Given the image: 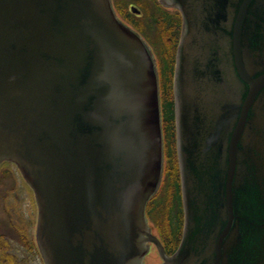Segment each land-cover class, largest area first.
<instances>
[{"label":"water","instance_id":"obj_1","mask_svg":"<svg viewBox=\"0 0 264 264\" xmlns=\"http://www.w3.org/2000/svg\"><path fill=\"white\" fill-rule=\"evenodd\" d=\"M161 2L183 16L171 255L144 214L162 171L148 45L110 0H0V162L34 191L45 264H141L147 240L160 264H264V0Z\"/></svg>","mask_w":264,"mask_h":264},{"label":"trees","instance_id":"obj_2","mask_svg":"<svg viewBox=\"0 0 264 264\" xmlns=\"http://www.w3.org/2000/svg\"><path fill=\"white\" fill-rule=\"evenodd\" d=\"M137 1L139 3V0H136V2ZM140 7L144 11L145 17L149 20V26L159 31V36L155 40L154 45L159 55V68L161 75V110L163 115V129L166 138L165 151L167 158L165 179L166 191L164 194L158 196L154 202H152L150 214L159 226L167 247L171 249L178 240L177 235L180 232L181 226V205L178 172L174 151V115L171 91V75L173 68V55L178 32V21L175 20V14H171L159 7L150 9L144 4H140ZM128 19L136 27L138 26V23L133 19ZM169 35L171 36L170 39L168 38ZM166 36L167 42L165 41ZM172 211H174L173 215H171ZM175 217H177V221H175ZM164 221H167V223ZM162 223L166 224V231L163 230L161 226Z\"/></svg>","mask_w":264,"mask_h":264},{"label":"flooded vegetation","instance_id":"obj_3","mask_svg":"<svg viewBox=\"0 0 264 264\" xmlns=\"http://www.w3.org/2000/svg\"><path fill=\"white\" fill-rule=\"evenodd\" d=\"M160 1L161 0H139V3H138V1L136 2V0H133L128 4V6H125V10L128 13V11H130V7L132 6L135 10L139 11L138 14L134 15L135 17H137L139 15L144 14V11L140 7V4H144L145 6L149 7L150 9L159 7L161 9H169L173 12V14H175V18H176L175 20L178 21L177 22L178 23V32H177L176 45H175L174 55H173V68H174L175 51H176V46L178 44V41H179V38L181 35L183 16H182V12L178 6H176V5L166 6V5H163L162 2H160ZM118 6H119V8H123L119 4H118ZM127 13H125V14H127ZM122 15H124V13H122ZM128 17H130V16H128ZM173 68H172V73H173ZM238 145H240V143ZM174 149H175V142H174ZM255 150L256 149L254 147V153H256ZM175 155H176V150H175ZM175 159H176V157H175ZM176 165H177L178 185H179V193H180V191H181V189H180V173H179L177 162H176ZM2 170H4V169H0V197H1L0 200H1V202L4 200L5 201L8 200V203H5V204L2 203L3 207L1 208V210H3V212L6 216L5 219L9 220L8 217L11 219L12 223L10 222V224H9L7 222V224L9 226L13 227V221H14L13 212L16 211L15 206H14L15 205L14 197H18L19 194H23L22 196H26L30 199V204L34 210H35L36 206H35V202H34L33 193L31 191V189L29 188V186L24 182V180L22 179L19 172L18 171H5V170L2 171ZM164 174L166 176V171L164 172ZM7 176H11L14 179V183L11 186L4 184V182L6 181L4 178ZM163 178L164 177L162 175V182H163ZM2 187H4V193H1ZM180 205H181L180 232L177 235L178 240L176 241L175 245L171 249H169L167 247L166 241L162 235V232H161L159 226L152 224L153 228L156 230V233H157L156 236L159 238L160 243L163 247V251L167 255H170L176 251V249L179 246V242H180L181 235H182L183 208H182V202H181V193H180ZM237 207H238V212H239L241 210V208L239 206H237ZM238 212L236 209L233 210V212H232V220L233 221L235 220L236 216L238 215ZM150 213H151L150 210H148V215L151 217ZM34 215H33V217H34ZM258 217H259L258 206L254 203V210L252 213V219L255 220ZM175 221H177V217H175ZM35 227H36V219L33 218V222L28 224L27 235L24 238L26 240V246L24 248H22V246L17 248V247H15L13 237H11V239H10L9 235L5 234L3 232V230H2V219L0 218V264H30V262L33 264H44L43 258L41 256V253H40L38 247H37V243H36V239H35ZM152 229L150 228V231H152ZM15 230L17 232H19L18 229H15ZM30 230H31V232H30ZM29 232H30V235H29ZM23 242H24V240H23ZM9 245L11 248L9 247ZM149 247H150L149 251L143 260L144 264H159L161 262V259L158 257V254H155L156 255V261L155 260L151 261L150 255H148L153 250L155 251V253L157 252L155 249V246L153 245L152 242H149Z\"/></svg>","mask_w":264,"mask_h":264},{"label":"rangeland","instance_id":"obj_4","mask_svg":"<svg viewBox=\"0 0 264 264\" xmlns=\"http://www.w3.org/2000/svg\"><path fill=\"white\" fill-rule=\"evenodd\" d=\"M120 1L123 4V6H122L123 8L120 11L122 13H124V15L126 17H128L129 13H131V12L128 11V13H127V11L125 10V6H128V4L131 1H133V0H120ZM125 13H127V14H125ZM131 14H132V16H130L128 18H131L135 22H137L138 23V26H137L138 30L140 28L142 31L148 33L150 35L151 41H153L155 43V40L159 36V31L157 29L152 28V27L149 26V20L147 19V17H145V15H142L141 18H140V17H135L133 15V13H131ZM163 35H166V34H163ZM170 37L171 36L169 35L168 38L170 39ZM165 41L167 42V36L165 38ZM160 92H161V90H160ZM160 97H161V95H160ZM3 167H4L5 171H16L15 166L12 165V164L3 165ZM4 170H2V171H4ZM4 179L6 180L4 182L5 185H8V186L10 185L11 186L14 183V179L11 176H7ZM165 184H166V180L165 181L163 180V184L159 188V191L157 192L156 197L151 199L152 202H154V200H156V198L158 196H160V195L165 193V191H166ZM1 190H2L1 193H4V187H2ZM22 195L23 194H19L18 197H14V201H15V205L14 206H15L16 211L13 212V217H14L13 227H11V226H9L7 224V222L10 224L11 219L9 217H8L9 220L5 219L6 216H5L4 212H3V210H1V208L3 207V204L8 203V200H6V201L4 200L2 202L0 200V218L2 219V230H3V232L5 234L9 235L10 239H11V237H13V240H14V243H15V247H17V248H19L20 246H22V248H24L26 246V240L24 238L27 235L28 224L33 222V218H35L37 220L36 208L34 210L32 208V206H31V204H30V199L28 197L22 196ZM151 204L152 203L148 204L147 209L150 210ZM171 213H172L171 215H173L174 211H172ZM33 215H34V217H33ZM164 222L167 223V221H164ZM165 223L161 224V226H162L164 231H166V229H167ZM15 229H18L19 232H17ZM30 232H31V230H30ZM30 232H29V235H30ZM23 240H24V242H23ZM9 247H10V245H9ZM155 257H156L155 253H154V251H152L150 253V258L152 260L156 261ZM30 264H33V263L30 262Z\"/></svg>","mask_w":264,"mask_h":264}]
</instances>
